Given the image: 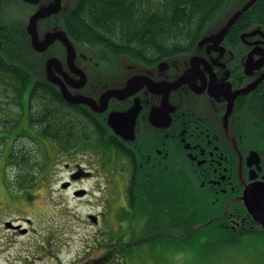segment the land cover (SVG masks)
Returning <instances> with one entry per match:
<instances>
[{"label": "rangeland", "instance_id": "rangeland-1", "mask_svg": "<svg viewBox=\"0 0 264 264\" xmlns=\"http://www.w3.org/2000/svg\"><path fill=\"white\" fill-rule=\"evenodd\" d=\"M3 6L6 18L8 8ZM28 10L22 5L13 7L20 20ZM58 109L57 116L66 117L65 109ZM67 118L74 122L77 116L69 114ZM83 128L81 132L92 131L90 126ZM11 146L14 151L28 152L35 158L31 162L35 168L41 165V160L36 159L37 150L45 149L44 144L22 132L13 140L0 141V261L9 264H264L262 239L248 236L244 241L230 240L231 234L224 229L214 240L211 233L202 230L186 242L184 237L194 231L181 230L184 221L173 214L160 216L155 208H147L159 204L168 209L172 200L178 205L185 199L183 187L168 176H157L161 178L155 182L167 194L147 198L146 206L143 202L138 205L131 201L129 188L135 165L124 154L112 161L108 149L102 154L104 147L95 146L91 141L81 147H71L65 153L54 154L47 149L50 157L46 166L31 179L23 174L18 176L20 168L7 162ZM74 175L79 177L71 179ZM164 220H168V228H174L178 239L132 245L135 240L164 231ZM4 222H10L15 231L7 230Z\"/></svg>", "mask_w": 264, "mask_h": 264}, {"label": "flooded vegetation", "instance_id": "flooded-vegetation-1", "mask_svg": "<svg viewBox=\"0 0 264 264\" xmlns=\"http://www.w3.org/2000/svg\"><path fill=\"white\" fill-rule=\"evenodd\" d=\"M3 1V5H7L8 8L7 15L13 11L14 6L20 5L29 9V16L32 13L33 8L19 0ZM259 3L261 5L258 12L261 14L257 12L255 15L253 12ZM259 3L252 9L251 14H253L250 19L251 23L254 22L260 27L261 34L248 38V41L241 40V34L253 26L252 24L248 25L247 18L245 20L247 22L243 21L238 27L235 26L231 29L222 42L225 53L218 59L224 67L211 68V74L214 75L216 82L208 83L199 93L186 86H181L169 94L168 100L175 108L173 113L168 114L170 125L167 128L160 127L156 120L152 122L149 120L150 112L159 107V97L146 93L144 89L122 101L110 100L106 111L95 115L89 112L86 107L68 103L58 94L61 100L74 106L104 132L110 131L106 126V120L111 111H126L132 106L134 99H138L140 111L135 120V140L133 142H125L117 138L114 140L119 147L127 151H131L132 148L141 149L145 146L154 147L155 163H159L161 160L168 161L169 175L165 176L173 181L182 180L183 189L185 188L183 191L185 199L182 202L186 204L183 205L181 202L177 205L172 200L170 208H164L165 213L173 214V217L177 214L182 215L183 218L180 220L184 222L181 224V230H194L195 225V228L211 233L212 240L216 239L217 234L224 229L231 234L230 240L244 241L248 236L264 240V228L253 223L244 211L243 203L239 200L243 188L248 183L252 181L264 182V82L258 83L249 93L236 95L233 100L232 118L228 121V138L223 126L220 127L221 118L224 116L227 106V101L224 99V91L227 88L222 86L223 83L228 86L230 93H233L253 83L264 74V0H260ZM64 17L40 22L38 24L39 33L51 31L55 25L63 26ZM66 32L67 36L76 41L68 34V31ZM245 43H248V47L242 46ZM194 49L195 46L185 54H180L179 57L191 55ZM251 51H253L252 65L256 66V69L254 71L247 70L248 75L244 70L243 55ZM51 54L58 56L61 61H65L64 50L59 42L52 44L47 53L38 56L44 61ZM202 55L205 59L210 58L205 50H202ZM93 61L77 56L74 64L80 63L86 77L81 92L97 101L99 95L105 90V86L98 83L106 75L102 73V69H115L117 64L111 59L108 63L100 62L95 52ZM187 69L188 63L181 65L179 62L170 63L162 73L153 70L150 75L154 79L171 81ZM62 70L69 74L71 84L79 83V77L70 74L67 66L63 65ZM204 74L208 79L209 74ZM128 75L129 73L125 71L120 72L117 77ZM197 85L199 88L202 82L198 81ZM231 134L232 141L230 140ZM250 155L255 156L254 160L250 159ZM251 171H253V175ZM250 175L255 176V179L251 181ZM228 199L232 205L230 208H225L223 205ZM180 205H182L183 212L179 211ZM158 214L162 216L161 213ZM164 221V231L158 230L155 236L135 240L134 243L141 242L140 244H142L177 238L174 228L167 227L168 220ZM4 226L7 230L15 231V227L10 222H4ZM193 234L196 235L197 231ZM194 237L188 235L184 237L186 238L184 241L188 242ZM200 241L203 240L200 239ZM0 264L9 263L0 261Z\"/></svg>", "mask_w": 264, "mask_h": 264}, {"label": "trees", "instance_id": "trees-1", "mask_svg": "<svg viewBox=\"0 0 264 264\" xmlns=\"http://www.w3.org/2000/svg\"><path fill=\"white\" fill-rule=\"evenodd\" d=\"M229 1L75 0L74 10L63 18V25L77 42L98 49L95 54L102 63H108L110 57L125 54L151 66L161 59L185 54L193 48L206 24ZM260 5L261 3L254 9L255 15ZM251 11L239 21L237 27L246 18L250 22L245 21L248 25H255L254 22L251 23ZM9 15H15V12L10 11ZM2 42L4 49L16 45L15 40L11 42L4 39ZM15 52L18 63L8 61L0 53V141L8 138L13 140L22 132L45 147L44 150H37L39 156L36 159L41 160V165L35 168L31 164L32 161L35 162V158L32 159L28 152L14 151L11 146L12 149L7 152V162L18 170L20 168L18 176L23 174L31 179L36 178L35 175L43 171L45 162L50 157L48 150L54 154L65 153L71 147H81L91 141L95 146L104 147L102 151L100 149L101 153L108 149L112 161L117 159L115 156L124 154L131 164L134 162V176L129 188L131 201L134 200L138 205L143 202L146 206L149 204L144 202L147 198L161 197L168 193L159 183H155L161 178L157 176L169 175L167 160L155 163L156 160L152 159L139 168L134 152L119 147L113 137L100 130L86 115L61 100L54 89L40 82H35L30 87L31 76L21 65L24 56ZM58 108L65 109L63 115L66 117L57 116L60 112ZM69 114L76 115V121L71 122L67 118ZM83 126L87 129L90 126L92 131L81 132ZM47 143L50 144L49 148ZM110 145L114 147H106ZM176 181L184 187L181 179ZM180 207L179 211L183 212L182 205ZM147 208H155L162 216L165 214L162 205ZM176 216L183 218L182 215Z\"/></svg>", "mask_w": 264, "mask_h": 264}, {"label": "water", "instance_id": "water-1", "mask_svg": "<svg viewBox=\"0 0 264 264\" xmlns=\"http://www.w3.org/2000/svg\"><path fill=\"white\" fill-rule=\"evenodd\" d=\"M33 8L32 13L24 15V19L20 20L17 17L6 19L4 17L3 0H0V53L3 54L8 61L19 62L18 54L24 56V62L21 65L31 76L30 87L35 82L45 83L46 86L54 89L65 101L71 104L86 107L93 115L103 113L108 107L110 100L122 101L127 97L134 96L139 90L144 89L146 93L159 97V107L152 110L149 114V120H156L159 126L167 128L170 125L169 113L174 112L175 106L168 100L171 91L176 90L181 86H186L196 93L202 92L203 88L208 84H214L216 79L211 74V68L221 67L224 65L219 63V58L225 53L222 42L226 34L233 29L240 19L248 13L260 0H230L214 17L209 21L199 40L195 45L194 52L189 56L167 58L160 61L156 66H146L139 61H135L128 56L121 55L119 57H110L112 62L117 64L116 68L103 70L106 74L102 77V81L98 83L105 86V90L99 95L98 100H94L85 96L81 89L85 84L86 77L83 74L79 64H74L77 56L80 58L89 59L94 62V52L98 49H93L85 43H77L67 36L64 25H55L51 31H45L40 34L38 24L46 20H56L59 17L69 15L74 10L75 0H19ZM3 6V7H2ZM2 15V16H1ZM29 16V17H28ZM50 19V20H49ZM9 20V21H8ZM58 24L60 22H57ZM25 27V29H24ZM261 34L260 27L257 25L251 26L246 32L242 33L240 38L242 41L255 35ZM28 37V38H27ZM8 39L11 42L16 41V45H10L4 49L3 40ZM29 40V44H28ZM55 42H59L64 50L65 61H61L56 55H49L44 61L38 55L47 53L48 49ZM248 47V43L242 45ZM31 47V48H30ZM102 50V48H99ZM202 50L210 56L205 59L202 55ZM214 55V56H212ZM244 56V70L254 71L256 66L252 65L253 51L246 53ZM188 63V69L182 72L178 77L171 81L154 79L150 73L155 70L162 73L170 63ZM77 63V62H76ZM67 66L69 73L79 77L78 84L70 83V76L62 70V66ZM79 68V69H77ZM118 69V70H117ZM128 72V76L121 78L117 77L120 72ZM209 74V78H205V74ZM227 73L223 77L225 79ZM253 83L247 85L237 92L230 93L228 86L224 91L225 101L227 106L225 114L221 118L225 135L229 137L228 121L232 118L233 100L236 95L246 94L251 92L258 83L264 82V74ZM207 80V83H205ZM201 81L202 85L198 88L197 82ZM224 82V81H223ZM72 89H75L74 91ZM139 100L134 99L132 106L126 111H111L107 116L106 126L110 130L106 131L108 135L125 142H133L135 140L134 126L137 115L139 114ZM233 136L231 134L230 140ZM137 158L138 163H148L152 157H156L154 147L132 148ZM255 156L250 155V159L254 160ZM141 166L139 165V168ZM253 175V171H251ZM88 176V174H85ZM79 175H74L71 179L78 178ZM252 181L255 176L249 177ZM83 193V192H82ZM77 193L76 195H81ZM243 203L244 211L248 214L251 220L260 228H264V182L252 181L248 183L239 197ZM231 202H226L223 205L225 208H230Z\"/></svg>", "mask_w": 264, "mask_h": 264}]
</instances>
